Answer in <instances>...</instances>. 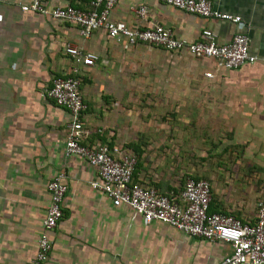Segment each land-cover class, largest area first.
I'll return each instance as SVG.
<instances>
[{
  "label": "crops",
  "instance_id": "0c3cea01",
  "mask_svg": "<svg viewBox=\"0 0 264 264\" xmlns=\"http://www.w3.org/2000/svg\"><path fill=\"white\" fill-rule=\"evenodd\" d=\"M208 1L214 10L238 16L240 22L202 19L157 0H117L109 19L133 29L158 24L186 42L199 40L202 30L214 33L218 43L241 33L248 39L254 64L215 72L208 60L144 44L128 46L121 37L110 38L102 30L81 38L72 25L22 13L20 6L29 0H0V264H30L37 239L44 233L41 224L49 203L46 185L58 172L66 176L67 191L61 220L44 233L51 242L45 264H219L230 253L228 244L192 238L159 222L144 223L126 207H113L93 190L90 183L96 180L95 171L77 157L63 156L68 113L44 94L54 77L76 76L84 105L82 143L128 150L136 157L132 182L175 198L191 169L173 164L165 148L167 137L148 130L150 120L146 118H155L159 109L164 113L169 107L172 119L182 122L201 119L211 134L217 130L222 134L221 122L231 116L235 130L252 127L253 135L264 137V0ZM45 3L47 7L84 6L83 0ZM140 6L146 8L142 18L136 15ZM67 46L94 54V64L84 67L69 58L63 52ZM153 57L171 59L172 73L189 81L175 83L180 85L168 90L156 107L148 108L151 98H133L134 82L126 66L130 72L136 62ZM184 60L190 62L189 67L182 64ZM166 65L159 68L166 70ZM206 72L213 73V78H204ZM202 88L206 98L197 94ZM138 100L149 113L137 109L136 118ZM171 149L174 154L186 150L175 144ZM221 166L207 170L209 210L253 222V201L259 193L245 191L235 183L237 172L228 177ZM183 173L189 175L181 185Z\"/></svg>",
  "mask_w": 264,
  "mask_h": 264
},
{
  "label": "built area",
  "instance_id": "2783aa9c",
  "mask_svg": "<svg viewBox=\"0 0 264 264\" xmlns=\"http://www.w3.org/2000/svg\"><path fill=\"white\" fill-rule=\"evenodd\" d=\"M83 1L84 6L79 8L70 4L47 7L46 0H29L20 6V11L72 25L81 38H88L92 32L102 30L110 38L121 37L128 46L144 44L167 52L183 51L195 59L212 62L215 72L230 71L256 62L249 53L248 39L244 34L236 33L228 42L218 43L214 33L202 30L199 40L186 42L158 24L133 29L122 22L111 21L110 11L117 0ZM157 1L202 19L235 25L240 22L238 16L214 10L208 0ZM136 15L144 17L146 8L138 7ZM63 52L69 58L79 60L84 67H91L96 60L94 54L82 53L76 47H64ZM203 76L211 79L213 73L206 72ZM78 86L76 76L54 77L44 94L55 106L68 113L70 120L63 142V156L77 157L95 171L96 180L90 183L93 190L103 194L113 207H126L144 223L159 222L192 238L228 244L230 253L219 264H264L263 202L256 205L254 221L245 222L229 214L208 212L211 191L210 184L204 179L187 178L175 198L133 183L132 173L136 163L133 153L119 146H87L82 143L86 131L81 123L84 105ZM65 181V174L58 172L46 185L49 203L41 224L44 233L53 229L62 218L61 203L67 191ZM44 233L37 239L36 252L30 264L47 262L51 242Z\"/></svg>",
  "mask_w": 264,
  "mask_h": 264
},
{
  "label": "rangeland",
  "instance_id": "374dc122",
  "mask_svg": "<svg viewBox=\"0 0 264 264\" xmlns=\"http://www.w3.org/2000/svg\"><path fill=\"white\" fill-rule=\"evenodd\" d=\"M170 62L172 61L169 58L162 59L161 57H153L149 58L147 62H136V67L133 66L134 69L130 72V66H126V70L128 71L126 74L128 76L129 73H131L132 76L130 78L131 81L134 82V86L131 89L133 98L137 97L142 99V97H149L151 98V103L148 108H152L153 106L156 107V104L159 103L160 100L166 98L165 94L167 95L168 90H171L172 87L175 88L177 85L186 83L185 80L187 79L184 78L182 74L172 73L173 66L170 67ZM161 63L167 64L166 67L168 69L163 70V68H159L165 65ZM182 64L187 67L190 66V62L186 60H184ZM141 66L145 67L142 68ZM117 71H119V68ZM184 87L185 85L182 86V89ZM202 89L197 90V94H200L202 98H206L207 96L205 94L207 91L205 88ZM169 97H171V95H169ZM138 101L136 102L137 106L134 110L133 117H136L137 109L149 113L147 108L144 107V104ZM129 104H131V102H129ZM168 108L169 107H165L164 113H161L159 109L155 118H152V120L150 117L146 119L150 120V123H148L149 131L162 132L165 137H167L165 138V148L171 153L173 158L172 160L170 159V161H172L173 164L178 162L182 168L191 169V176L201 177L202 179L208 180V183H210V181L207 177V170L213 165L222 164L221 167L228 177L230 176L232 178V175L237 172L235 183L241 185L245 191L250 190L253 193H259V196L253 201L255 205L259 202L264 203V137H261L260 134L253 135L255 131L252 132V127L250 131L248 128H246V131L243 129L240 131L235 130L237 127L234 129L232 125H234L236 121H234L231 116H227L228 119H225L228 120L227 122L220 121L225 127L222 134H219L221 130H217L216 133L213 132L211 134L207 130V122L201 119L197 120L196 117L187 122L172 119L173 117L169 114L172 110L169 111ZM138 115L141 116V114ZM244 117L247 119L250 118L249 115ZM141 118H143V116H141ZM147 120L145 123L148 122ZM250 122L251 121H245L244 124L253 125L252 122ZM141 125H143V123H139V127H141ZM261 125H264V122H261ZM217 134L218 136L215 137ZM174 144L181 147L183 150L186 148V150L174 154L171 149ZM168 156H170V154ZM226 168L230 169L226 171ZM188 175L189 174L183 173L180 179L181 185Z\"/></svg>",
  "mask_w": 264,
  "mask_h": 264
},
{
  "label": "trees",
  "instance_id": "16d2710c",
  "mask_svg": "<svg viewBox=\"0 0 264 264\" xmlns=\"http://www.w3.org/2000/svg\"><path fill=\"white\" fill-rule=\"evenodd\" d=\"M188 178H192V179H195V180H198V179H202L201 177H198V176H189ZM205 180V179H204ZM210 205V204H209ZM208 212L209 213H212L209 209H208ZM235 217V216H234ZM237 218V217H235Z\"/></svg>",
  "mask_w": 264,
  "mask_h": 264
}]
</instances>
